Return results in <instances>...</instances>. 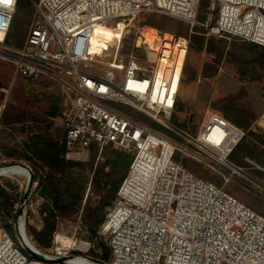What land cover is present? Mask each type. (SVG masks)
Listing matches in <instances>:
<instances>
[{"label":"built area","instance_id":"2783aa9c","mask_svg":"<svg viewBox=\"0 0 264 264\" xmlns=\"http://www.w3.org/2000/svg\"><path fill=\"white\" fill-rule=\"evenodd\" d=\"M202 1L38 0L20 47L9 44L18 0L0 3V60L21 78L48 79L72 96L71 106L55 118L63 130V158L85 161L91 151L107 148L131 156L99 228L110 247L108 263L84 254L89 242L65 246L56 240L51 248L37 247L26 226L43 201L35 170L21 163L1 167L8 172L0 177L13 186L11 212L20 248L0 223V264H264V216L227 190L241 181L264 199V165L231 161L247 130L210 113L209 106L196 132L173 123L191 38L160 31L154 54L145 39L137 43L148 28L140 22L145 13L179 19L192 32ZM207 18L208 37L264 47V0H210ZM114 24L123 28L122 38L135 30L132 48L143 50L142 57L131 53L127 64L105 62L108 50L92 51L99 26L122 39L113 33ZM181 155L204 164L221 182L182 167Z\"/></svg>","mask_w":264,"mask_h":264},{"label":"rangeland","instance_id":"374dc122","mask_svg":"<svg viewBox=\"0 0 264 264\" xmlns=\"http://www.w3.org/2000/svg\"><path fill=\"white\" fill-rule=\"evenodd\" d=\"M30 3L31 8L27 0H23V7L17 8L9 38V44L12 46H21L32 26L35 12L32 1ZM203 4H205L204 8ZM209 6L210 0L202 1L203 9H201L198 18L199 24L194 26L192 32L190 26L179 19L151 13H145L140 18L141 25L148 22L160 24V29H152L145 24L144 26L150 30L156 29V31L162 33L183 35L190 38L194 35L204 38L201 49L197 42L191 40L185 78L178 94L174 119L178 122L177 125L181 126L182 123H186L190 131L196 132L208 106L210 113H219L223 117L224 115L219 109L224 108L227 114L225 117L229 121L244 128L247 132L264 137V47L236 39L208 37L206 24L210 21L207 18ZM27 9H30L31 12ZM215 17L216 12L213 19ZM106 25L109 26V24ZM111 26L113 30H116V34L122 38L123 33L121 36L120 32L124 31L123 28L114 27L115 24ZM137 37L134 29H130V32L118 41L111 36H102L98 32L91 44L95 46L96 53L100 54L104 52L107 45L109 46L108 56H104L103 61L119 60L127 64L131 53L139 58L144 55L143 50H133L132 48ZM135 62L140 63L139 61ZM59 90L48 79L42 78L39 82H30L21 78L15 74L11 63L0 60V168L14 163L30 165L35 170V179L39 183L38 196L43 199L40 207L35 210V213L27 221V231L34 229L40 232L45 225V218H50V212L47 210L44 212L43 210L46 206V200L40 193V184L51 173L46 167L42 168L36 158L27 151L26 144L30 142L31 138H37L38 136L44 139H58L62 134V127L56 124V116L54 117V115L56 107L69 97L68 94H60ZM248 135V140L254 137L250 133ZM260 148L263 149L264 147L260 146ZM93 153H96L95 167L101 165L104 172L110 174L108 188L116 182L120 174L127 173V166L119 164L116 167L114 166L113 163L117 162V156H115L116 152L114 153L111 149L107 148L101 152L98 150L91 151V154ZM261 154L264 159V152H261ZM89 159L85 161L65 160L86 164ZM245 159L244 162L249 166L250 164ZM177 161L182 167L203 179L217 183L221 182L215 172L200 162L184 155L179 156ZM251 161L261 166V163ZM15 170L23 174L26 173V169L21 167L15 168ZM93 171L89 170L88 167H77L70 171L68 177L76 179L79 186L84 187V197L71 217H61L58 213H53L55 230L52 234L51 245L47 248H51L57 241L63 242L65 246H74L79 242H89L92 247L84 254L90 259H95L96 254H101L98 246L99 241L108 245L107 241L99 234L100 226L98 228V238L90 239L83 220L87 198H97V191L92 183ZM6 172H8V169H2L0 174ZM249 172L254 176H260L257 175L258 170L256 169H250ZM54 178L57 179L58 175ZM61 184L64 185L65 182ZM0 188L11 197L13 186L6 177H0ZM227 190L254 211L264 216V199L254 193L244 182H232L227 186ZM10 204V216H13L11 201ZM108 207L105 209L104 219ZM2 214L1 227L13 238L16 246L20 248L15 222H12L10 216L7 217L4 212ZM5 223L8 224L9 228L4 226ZM70 253L69 255H74L76 252L71 251Z\"/></svg>","mask_w":264,"mask_h":264},{"label":"trees","instance_id":"16d2710c","mask_svg":"<svg viewBox=\"0 0 264 264\" xmlns=\"http://www.w3.org/2000/svg\"><path fill=\"white\" fill-rule=\"evenodd\" d=\"M36 2L35 0H27L30 8L31 3ZM203 4V8H204ZM23 7V0H18L17 8ZM202 8V9H203ZM27 11L31 12L30 9ZM206 19V18H202ZM14 22V20H13ZM14 24V23H13ZM12 24V25H13ZM146 26L150 28H158L160 29L159 23L148 22L145 23ZM144 24V25H145ZM16 28V27H15ZM12 29V27H11ZM11 32V31H10ZM122 31L120 35L122 36ZM10 38V34H9ZM22 40V39H21ZM192 42H197L199 48L201 49L204 43L203 37H198L196 35L192 36ZM10 43V42H9ZM254 45V44H253ZM256 46V45H255ZM17 47H20L18 45ZM109 46L104 50H108ZM91 49L94 53H96V48L91 44ZM264 49V48H263ZM220 112L223 113L224 117L226 114V109H219ZM226 118V117H225ZM227 119V118H226ZM173 122L177 124L178 122L173 118ZM182 127L187 128L186 123L181 124ZM188 129V128H187ZM251 134L254 137H251L248 140L249 135ZM245 139L235 148L234 152L231 155V161L239 166H247L244 162L245 158H249L253 161L261 163L264 165V159L262 158L261 152H264V148L261 149L260 146L264 147V137L255 135L251 132H248ZM27 151L36 158L38 163H40L42 168L49 169L51 175L44 178L40 184L41 187V195L46 200V206L43 209L44 212H50V218H45V225L43 229L38 232L34 229L28 230V235L32 237L33 242L39 248H47L51 245L52 234L55 230V221L53 220V213H58L61 217H71L84 197V187L79 186L76 179L69 178L70 171L77 167L85 168L88 167L89 170L93 171L96 163V153L91 154L89 157V161L86 164H81L76 161H66L62 155L65 150L64 145L59 141H55L49 138H43L38 136L37 138H31L30 142L26 144ZM115 153V152H114ZM115 156H117V162H114V166L116 167L118 164L122 166L129 167L131 162V156L126 155L124 153L116 152ZM128 170V169H127ZM254 173V172H253ZM257 175H261V172L258 171ZM92 183L94 185L96 193V199L87 198L85 206H84V223L89 232L90 239L98 238V228L104 219L105 209L111 205L112 201L115 199L117 189L122 179L126 174H120L119 178L112 184L110 188H108L109 182L108 177L110 174H107L103 170V166H96L93 171ZM58 178L55 179L54 176ZM107 178V179H106ZM65 182L64 185L61 183ZM67 195V196H66ZM0 221L3 219L4 212L7 217L10 216L11 204L10 197L0 188ZM4 214V215H5ZM52 217V218H51ZM11 221L15 222V217L10 216ZM4 222L6 221L3 220ZM4 226L9 228L8 224L5 223ZM98 246L100 248L101 254H96V261L102 263H108L110 260V247L109 245L104 244L102 241H99Z\"/></svg>","mask_w":264,"mask_h":264},{"label":"bare ground","instance_id":"6f19581e","mask_svg":"<svg viewBox=\"0 0 264 264\" xmlns=\"http://www.w3.org/2000/svg\"><path fill=\"white\" fill-rule=\"evenodd\" d=\"M112 29H113V27H112ZM152 29H154V28H152ZM98 32L102 36H110L111 35L110 31L107 30L104 26H99L98 29H97L96 34ZM113 33H117V32H113ZM95 36L92 38L91 42L95 39ZM142 39H145V42L148 43V46L150 47V50L154 54L157 51L159 43H160V33H159V31H156V29L155 30H150L149 28H145L142 31L141 36H139L137 38V43L140 44Z\"/></svg>","mask_w":264,"mask_h":264},{"label":"crops","instance_id":"0c3cea01","mask_svg":"<svg viewBox=\"0 0 264 264\" xmlns=\"http://www.w3.org/2000/svg\"><path fill=\"white\" fill-rule=\"evenodd\" d=\"M49 82L50 83H54V82H52V81H50L49 80ZM34 84V83H33ZM55 84V86L58 88V89H60L59 90V92H60V94H68V97H69V99H65L64 100V102H62L61 104H59L57 107H56V112H55V115H54V117L56 116H59V114H60V112L62 111V110H64V109H66V108H69L70 106H71V103H72V96L68 93V92H66L60 85H58V84H56V83H54ZM55 117V118H56ZM55 122H56V124L57 125H59L60 127H61V124H60V122L58 121V120H55ZM62 135V134H61ZM61 135H60V137H61ZM60 137L58 138V139H53V140H55V141H59L60 140ZM60 142V141H59ZM61 143V142H60Z\"/></svg>","mask_w":264,"mask_h":264},{"label":"snow or ice","instance_id":"6c2138e0","mask_svg":"<svg viewBox=\"0 0 264 264\" xmlns=\"http://www.w3.org/2000/svg\"><path fill=\"white\" fill-rule=\"evenodd\" d=\"M0 3L9 4V3H11V0H0Z\"/></svg>","mask_w":264,"mask_h":264},{"label":"water","instance_id":"95a60500","mask_svg":"<svg viewBox=\"0 0 264 264\" xmlns=\"http://www.w3.org/2000/svg\"><path fill=\"white\" fill-rule=\"evenodd\" d=\"M24 240H26V243L28 242L27 238H25Z\"/></svg>","mask_w":264,"mask_h":264}]
</instances>
